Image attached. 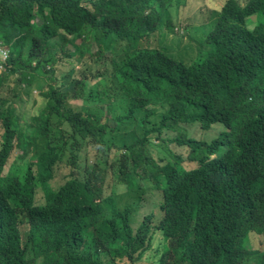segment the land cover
<instances>
[{"label": "trees", "instance_id": "16d2710c", "mask_svg": "<svg viewBox=\"0 0 264 264\" xmlns=\"http://www.w3.org/2000/svg\"><path fill=\"white\" fill-rule=\"evenodd\" d=\"M176 1L0 0V264H264V0L226 1L202 44L179 51L164 42ZM91 38L117 60L87 92L56 67ZM51 83L40 115L15 114ZM194 124L226 131L207 143ZM109 170L126 195L146 190L107 196ZM152 191L159 222L137 220Z\"/></svg>", "mask_w": 264, "mask_h": 264}, {"label": "rangeland", "instance_id": "374dc122", "mask_svg": "<svg viewBox=\"0 0 264 264\" xmlns=\"http://www.w3.org/2000/svg\"><path fill=\"white\" fill-rule=\"evenodd\" d=\"M206 1V2H205ZM228 0H177L176 2H170L169 3V10L168 12V21L172 23V26L176 27L178 30V34H171L169 31H164V37H165V45L167 48L172 50H178L179 46L185 45L192 47L193 50H195L198 45L202 44V41L205 39V35L209 33L210 30H212L217 22V18H219V12H221V8L225 4V2ZM241 3H245L246 0H239ZM89 6V5H88ZM167 7V4L163 5V8L165 9ZM210 11V12H209ZM217 11L218 14H214L213 12ZM201 12V13H200ZM209 12V13H208ZM187 21H190L191 23H194L196 25L192 26V29L190 31L182 32V28L186 24ZM190 36H192V40H190ZM83 44V41L77 40L75 42L76 46H80ZM87 44L91 46V53L86 54V56L81 59L80 55H78L73 60H62L58 66L57 69V75L56 77L60 79L62 75H67L70 71L74 70L75 75L73 76V79H87L89 81L90 86L87 89V92H91L93 88L97 84H99L97 77L101 74H104L107 71V64L106 60L112 59L117 60L116 55L112 54H104L100 46L97 44V42L91 38L87 41ZM186 48V47H185ZM66 49L69 51H74L75 49L67 45ZM180 50V49H179ZM178 50V51H179ZM178 53V52H177ZM184 54L179 55V60H183ZM81 60V61H80ZM185 63H187L185 61ZM110 84L112 81L109 82ZM53 86L55 88L59 87V84L56 86L55 83H51L48 85H42L43 90L39 92H33L31 97L28 99H22L15 101L13 103L15 108V114L16 115H22L25 114L27 118H30V120L33 119L34 116L40 115L43 108L47 105L48 99L45 97V94H47L50 91V86ZM187 132L191 138L204 141L207 143H212L215 138L219 137L220 133H223L226 131V128L223 124L214 125L211 130L204 131L201 130L200 132L199 125L194 124L192 126L186 127ZM139 131V130H138ZM140 132V131H139ZM172 133V132H168ZM182 157V165L189 169L192 166H194V163L189 162L186 159V153L185 149L179 152ZM85 160H90V158L85 155ZM90 156L92 159L95 158L96 152L95 150L90 151ZM118 156V153L114 151V154L112 156V161H116V157ZM91 161V160H90ZM102 165H105V163H102ZM57 170H60L59 174L55 176V180L53 182H60V180L63 178L62 175H66L67 169L64 165H61ZM110 172V178L108 180V183L106 185V194H123L125 191H127L125 185H119L116 182V174L114 171ZM118 179V178H117ZM139 190H146V188H139ZM136 191V194L126 195L124 196L127 199L135 198L137 199L138 192ZM41 198V195H38V199ZM145 198L148 199L146 202H144V206L140 208L139 215L137 217V220H141L143 215L148 214V211L151 213H154L155 215V223H158L161 218V211L159 209V203L161 202V196L157 192H147L145 195ZM39 202V201H38ZM40 203V202H39ZM143 203V202H141ZM147 205V206H146ZM148 210V211H147ZM27 223H25L23 229L26 228ZM249 243L251 245V249L258 251L261 249L260 240L257 237H251L249 240ZM165 243L161 242V237L157 236L155 241L153 242V251L155 254H159L161 252V249ZM126 264V263H122Z\"/></svg>", "mask_w": 264, "mask_h": 264}, {"label": "clouds", "instance_id": "9594fccd", "mask_svg": "<svg viewBox=\"0 0 264 264\" xmlns=\"http://www.w3.org/2000/svg\"><path fill=\"white\" fill-rule=\"evenodd\" d=\"M114 151H116L117 152V150H114ZM118 153V152H117ZM106 165V164H105ZM102 166V165H101ZM109 171H112V170H109ZM106 190V189H105ZM124 194H126V191H125V193H123V194H115V193H113V194H110V195H123L122 196V198H121V200H125V199H127L125 196H124ZM107 196H109V195H107ZM164 249H166V244H164L163 245V247H162V249L161 250H164Z\"/></svg>", "mask_w": 264, "mask_h": 264}]
</instances>
